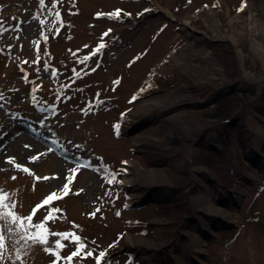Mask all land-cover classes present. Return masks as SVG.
<instances>
[{"label":"rangeland","instance_id":"1","mask_svg":"<svg viewBox=\"0 0 264 264\" xmlns=\"http://www.w3.org/2000/svg\"><path fill=\"white\" fill-rule=\"evenodd\" d=\"M0 28V190L33 215L0 219V264H53L49 247L56 264H264V0H0ZM129 177L151 193L131 201ZM63 233L85 245L71 262Z\"/></svg>","mask_w":264,"mask_h":264},{"label":"snow or ice","instance_id":"2","mask_svg":"<svg viewBox=\"0 0 264 264\" xmlns=\"http://www.w3.org/2000/svg\"><path fill=\"white\" fill-rule=\"evenodd\" d=\"M39 3L41 5L44 4V0H39ZM243 8V6H242ZM241 9H238L239 10H242ZM101 15H107L109 19H112V18H121V10L117 9L111 13H108V14H101V13H97V17H100ZM124 15H130L128 13H124ZM56 17L57 19L59 20V17H60V14L57 12L56 13ZM41 24L44 23V21H41L40 22ZM5 29L3 28H0V34H2V32L4 31ZM58 31V30H57ZM113 30L109 29L108 31L104 32L103 33V37H108L109 34L112 32ZM47 39V37H45V40ZM37 44L39 42H36ZM106 48V43H99L98 46L96 48H94L91 52L90 55H86V56H83L81 59H80V63L84 64V63H87L90 59H92L93 57H96L97 54L101 53L102 50H104ZM25 63H27V61H25ZM34 63H39V56L37 57V60L34 61ZM97 63H99V61H97ZM47 68L48 66L46 65L45 66V70L47 71ZM95 69H93L94 71ZM74 73H75V69L73 70ZM55 75V72L53 73ZM80 73H75V76L76 77H79ZM25 80H27V75H25L24 77ZM119 80H116L114 81V84H119ZM37 91V89H33V95L35 94V92ZM3 93H0V96H2ZM133 99H135V97H133ZM55 110V108L53 107V111ZM116 128L118 129L119 128V125H116ZM55 143V141H54ZM79 147V146H77ZM49 151H52L51 149ZM33 160L35 159H38V157H33L32 158ZM20 165H17V168H19ZM77 167L79 168H87V167H91L90 164H81V165H77ZM77 167H74L72 169H70L69 171L71 173H76L77 171ZM24 172H28L29 170L27 168H24L23 169ZM106 176L107 177H110L108 179V183H113L114 180H115V176H116V173H107L106 171ZM13 179H15V177H13ZM37 180H40V179H44V180H47L49 179V177H36ZM74 179V176H66V180L68 181L67 183H65L63 185V196H67L69 194V192L71 191L70 189V184L72 183ZM82 191V190H81ZM9 199L7 193L3 192V190H0V219H8L9 217L11 218V222L13 224H20L21 226H24L25 225V221H27L30 225H31V222L33 221V215H29L27 217H24V218H21L20 216L16 215L14 212H12L10 209L12 207H14V205H10L8 203H6V201ZM63 199L62 196L58 195L56 191H52L45 200H43L42 204L40 205H37L35 208H33V214H35L36 210L38 208H41L45 205H49L52 201L54 200H61ZM56 211H59V209H56V208H53L52 211L49 213L47 219H52V213L56 212ZM97 211H99V209H97ZM92 215L94 216L95 213H92ZM119 215V213H118ZM34 226L37 231L35 233H32L31 237H29L30 239H33L34 241H37L41 244H47L48 243V240H47V237L45 235V233L48 232V229L45 228V225L43 223H40V224H35V225H32ZM55 235V234H54ZM59 235H62L64 238H69L71 237L73 240H75L77 243V247H76V250L73 251L70 255H68L66 257V259L68 261H72L74 257H78L81 253V251L85 248V245L80 242L81 241V238L78 236V235H75L74 233H63V234H59ZM2 237H0V249L3 248V243H2ZM55 247L57 249H62L64 247L63 244H61L60 241H56V244H55ZM46 251H48L49 253L53 254L56 258V260H59V259H62L63 257L60 256V253L59 252H53V249L51 247L47 248ZM86 256H92V252H87L85 253ZM105 258V253L104 252H100L99 253V256L97 257V264H100L101 260H103ZM56 260L53 261V264H56Z\"/></svg>","mask_w":264,"mask_h":264},{"label":"trees","instance_id":"3","mask_svg":"<svg viewBox=\"0 0 264 264\" xmlns=\"http://www.w3.org/2000/svg\"><path fill=\"white\" fill-rule=\"evenodd\" d=\"M3 7H5V5H3ZM240 103L241 98L239 97L224 98L217 103L209 116L216 119L229 116L232 109L237 107Z\"/></svg>","mask_w":264,"mask_h":264},{"label":"bare ground","instance_id":"4","mask_svg":"<svg viewBox=\"0 0 264 264\" xmlns=\"http://www.w3.org/2000/svg\"><path fill=\"white\" fill-rule=\"evenodd\" d=\"M143 107H147V104H144ZM148 107H149V105H148ZM0 144H2V143H0ZM74 161H76V160H74ZM74 161H73L74 165L70 164V166L72 168L77 167V165H75L76 162H74ZM77 169H78V167H77ZM139 184L140 183H138V181L136 179H134V178H130L129 177L128 180H127V185L131 186V189H132V192H133L131 194V196H130L131 197V201H135L136 198H141V197L151 193V190H148L146 188H144V189L140 188ZM203 212H205V214H210L211 211L210 210H203Z\"/></svg>","mask_w":264,"mask_h":264},{"label":"water","instance_id":"5","mask_svg":"<svg viewBox=\"0 0 264 264\" xmlns=\"http://www.w3.org/2000/svg\"><path fill=\"white\" fill-rule=\"evenodd\" d=\"M120 253H122V251H121V252H117V253H115V254H120ZM115 254H113V255H115Z\"/></svg>","mask_w":264,"mask_h":264}]
</instances>
